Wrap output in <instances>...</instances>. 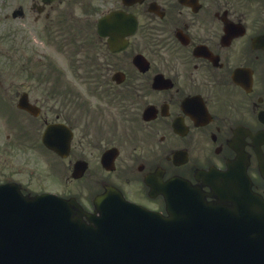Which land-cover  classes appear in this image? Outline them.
Returning a JSON list of instances; mask_svg holds the SVG:
<instances>
[{
	"label": "flooded vegetation",
	"instance_id": "obj_1",
	"mask_svg": "<svg viewBox=\"0 0 264 264\" xmlns=\"http://www.w3.org/2000/svg\"><path fill=\"white\" fill-rule=\"evenodd\" d=\"M14 1L21 12L0 3L18 59L26 49L13 63L12 121L38 141L50 124L69 126L61 163L84 157L100 171L117 147L109 177L144 161L159 180L194 178L235 156L236 127L264 130V0Z\"/></svg>",
	"mask_w": 264,
	"mask_h": 264
},
{
	"label": "water",
	"instance_id": "obj_2",
	"mask_svg": "<svg viewBox=\"0 0 264 264\" xmlns=\"http://www.w3.org/2000/svg\"><path fill=\"white\" fill-rule=\"evenodd\" d=\"M247 188V187H245ZM26 225H20L16 229L8 228L6 230L7 236L3 235V230L0 226V264H29L32 258L37 257L41 254L39 241H34L35 243L28 244V247L21 251L23 253H14V243L13 238L25 229Z\"/></svg>",
	"mask_w": 264,
	"mask_h": 264
},
{
	"label": "rangeland",
	"instance_id": "obj_3",
	"mask_svg": "<svg viewBox=\"0 0 264 264\" xmlns=\"http://www.w3.org/2000/svg\"><path fill=\"white\" fill-rule=\"evenodd\" d=\"M11 46L10 45H6L4 49H0V62L2 61H9V57L11 55V50H10Z\"/></svg>",
	"mask_w": 264,
	"mask_h": 264
}]
</instances>
